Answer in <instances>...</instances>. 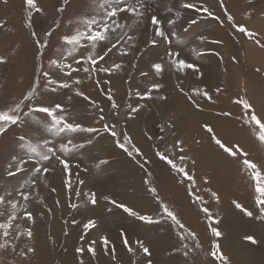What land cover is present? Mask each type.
Wrapping results in <instances>:
<instances>
[{"label":"rangeland","instance_id":"1","mask_svg":"<svg viewBox=\"0 0 264 264\" xmlns=\"http://www.w3.org/2000/svg\"><path fill=\"white\" fill-rule=\"evenodd\" d=\"M148 2L154 12L160 17L176 19L174 30L177 33V37L172 38V51H180L181 58L198 64L203 76L200 77L191 71L176 72L174 69L168 68L167 65L163 74L156 76L151 68V64L166 61V51L169 46L166 43H159L156 46L148 44L147 41L152 37L150 28H141L139 31L129 30V35L137 37L138 48L141 51L124 58H120L118 53H113L108 64H111L113 61L117 63L122 62L124 67L121 71L112 73L111 75L97 73L94 74L92 79L88 78V81L83 73L77 74L81 79H86L89 87L91 86L88 89L89 91L83 88H80V90L87 96L88 93L93 96L95 99H92L97 102L99 108H103L104 121H100L98 108L93 107L88 100L80 96L73 97L75 96L74 88L57 89L55 93L44 92L39 97V99L48 103L52 101L62 103V100L65 99L63 104L65 109L64 114L70 121L81 123L86 128L95 127L100 129L98 134L87 132L72 134L74 143H84L85 146L65 156L70 162L71 189L66 185V180L69 179L68 175L65 174L62 165L55 158L51 159V161H39V164L50 169V172L47 174L30 171L33 167V164L30 163L27 165L29 171L17 174L14 178L7 175L9 170L8 166L12 162V157L23 156L26 152L25 149L19 147L20 142L18 137L22 135L31 137L33 138V143H36L37 139H47L49 141L48 146L56 148H58L59 144L66 142V134L58 136L45 131L44 124L49 122V118L45 114L34 113L31 116L24 117L22 124L10 126L5 133L0 134V194H3L5 190L12 192L14 195H16L17 190L29 193V201L25 202L22 199L20 200V204L27 203L28 209L33 212L35 220L34 222L24 221L25 226L22 229L31 227L33 231L32 239H28L26 236L21 237L26 241L38 239L37 243L42 242L44 232L51 233L54 225H56L58 232H60V234H56V238H66L71 230L77 231L78 238L76 241H78V244L82 248L87 247L88 249V246L93 244V242L104 246L101 238L107 237L109 240V249L105 250L101 255V261L104 259L109 264H123L120 259L125 260L126 257V264H148L149 260H151V264H178L177 260L172 257H175L181 251H184V253L189 251L188 258L191 263L199 260L198 257L194 260L193 256L197 252H200L205 258H208V264H220L219 261L212 258L209 254L211 249L210 243L212 242L206 245L200 243L202 247L196 248L190 240H187L190 243L187 249H182L180 244H178L176 248H172L171 250H168L170 246L163 249V245H157L154 248L155 253L152 250L151 239H157L159 237L157 236L158 230L151 234L150 230L148 231L147 229L149 227L146 226H157L158 224H148L129 216L122 209L110 203L109 200H106L105 197L115 200L117 204L123 203L129 206V202L122 200L118 196V193L121 196L123 194L134 198L132 191L140 186L141 190L149 192L147 202L156 204V209H159L157 201H153L155 199L154 195L148 190L150 187H155L157 194L167 203L166 195L168 192L174 191V187L168 180H155L154 172L156 169H159L162 170L159 171L160 175H163L167 172L166 168H170V166L155 155V142H162L171 129H178L182 132L181 138L184 144H189L191 143L189 128L193 130L192 125L195 124L201 126L199 130L202 133V137L194 148L193 154H197L199 160L203 157L208 159L209 155L212 154L211 158L213 163L210 162L212 168L207 169L204 178L207 177L208 180L214 178L216 171L219 170L223 171L224 177V169H228L230 170L228 177L237 179L244 178V184L246 182V185L242 188H245V192H251L253 194V189L249 187L247 178L241 173L239 162L228 157L215 145L211 140L210 134L203 128V125L205 123L211 124L217 135L223 138L226 143H239L250 153V158L260 164H264V145L259 144L255 136L246 126H242L240 120L237 119L241 115L242 108L233 103V100L237 97H246L250 89L261 91L264 94V49L260 48L252 40L233 31L231 24L225 20L222 11L217 6V0H207V3L213 6L214 11L222 20H225L223 26L217 21L199 15L192 10L182 9L180 7L182 0H148ZM225 3L229 11L233 14L237 24H244L249 29L257 31L261 37H264V0H225ZM37 4L43 8V13L33 15V29H29L26 27L27 10L24 0H7V3H3L0 0V25H2L0 26V43L4 47L0 56L7 58L5 63L0 64V110L12 105L29 90L34 83L41 63L48 70V59L50 57L61 56L59 36L66 30H70L69 21L76 20L84 12L90 11L92 0H70L69 5L62 14L56 11L61 6L62 0H37ZM169 8H171V12L168 11ZM248 11L252 12L250 18L243 15V13ZM177 12L181 13L179 18H176ZM191 19H196L197 24L189 25L188 21ZM55 20L60 21V27L50 38V46L44 50L45 54L43 60H41L38 56L37 46L31 36V31L35 30L37 35L43 40L44 32L50 27H54ZM165 27L166 29L169 28L167 25ZM185 28H188L187 32L184 31ZM199 35L206 36L208 41L216 39L222 40L223 44L215 45L210 42H201L197 39ZM3 39H6L8 43L5 44ZM13 40H15V43ZM193 48L197 52H204V54L196 55L192 52ZM213 51L219 52L223 60L221 61L219 57L213 55ZM233 56L236 57L235 62L232 60ZM63 58L66 63H72L71 58L66 55ZM141 73H148V75L145 77ZM59 74L61 76L63 75V73ZM97 79L101 81L99 85L95 83ZM109 80L111 81L110 85L104 83ZM151 81L163 83L165 86L163 92H154L152 100H138L135 93L146 89ZM45 83L46 81L41 79L40 91L42 92L44 91ZM178 84L184 88V92L190 95L192 94L191 90L196 87L207 89L210 93H214L217 87H220L223 91L219 95L213 96V99L216 101L214 104L204 99L199 100L201 109H197L177 89L176 86ZM109 88L117 103L120 105L118 116L114 115L111 111V105L107 99V90ZM90 92L95 94L93 95ZM129 92L132 93L131 96H129ZM57 94L63 97L62 100L58 99L61 97ZM160 94L166 95L168 97L167 100H159L157 97ZM67 102H69L68 105ZM137 103L146 105L139 111L141 114L144 113L142 114L143 117L141 115L138 116L137 113L133 118L129 119L127 106L128 104L135 106ZM24 111H27V108ZM224 111L231 112V117L218 115V113ZM137 117H139L138 124L140 125L135 127V131L137 132V129L140 130L139 148L141 147V152L145 153H143V156L134 154L130 157L123 149L118 147L116 138H113L109 133L103 131V124H115L120 139H123L121 135L123 132L135 138V131L131 133L129 122L135 120ZM184 125H190V127L188 128ZM161 137H163V140H161ZM89 139L92 140L91 144L86 143ZM99 142H102L106 147L109 146V149L95 150L96 145L94 146V144ZM145 143H149L148 146L152 150L151 154L146 153L147 149L144 148L145 146L143 147ZM208 151L211 154H208ZM57 154L59 155V153ZM36 159L38 160V158ZM123 159L130 162L129 168H126L127 173L123 172L124 168L119 167L120 161ZM221 159L224 160V164L226 163L225 166L224 164H220ZM172 172L174 175V186L176 183L178 185L177 188L187 190L189 186L188 181L176 171L172 170ZM121 173H124V179H120ZM128 173L140 176L141 178L144 177L150 183L146 184L145 180H143L141 183H136V187L134 188L122 187L127 181L132 183L134 180L132 177L128 178ZM223 177L220 178L217 176L214 178L213 185L216 182L219 185L223 184ZM105 179L106 181L104 182L103 180ZM181 180H184V182L181 183ZM79 181H83V183L81 184ZM226 182H229V180H226ZM198 184L201 185L202 189L206 188L204 184L198 182H196L195 188ZM207 184L210 188L209 183ZM228 187H231L230 184H228ZM99 188L100 192L97 193ZM77 192L80 193L79 196H77ZM86 193L96 194L97 203L95 205L90 203L89 197L85 195ZM186 193L189 195L188 190ZM132 198L130 199L132 200ZM210 198H207V200ZM191 200L193 201L194 199ZM231 200L232 197L229 199L230 205H232ZM64 201L66 204L64 207L66 215L62 213L63 207L61 205ZM249 202L252 205V210H248L253 212V216L248 217L242 213L245 216L244 218H248L245 224L249 228L247 230L243 228L239 237L243 239L245 244L253 246L257 249L256 251H261L264 256V220L259 218L260 211L259 207L255 204L254 196L252 197L251 195ZM72 204H76L77 207H71ZM99 209L102 210L100 211ZM136 211L140 214L151 215L154 218L160 215V209L150 212ZM22 213L23 209H21L20 215ZM94 213H96L95 215L97 217L94 216ZM45 216L51 217V222L47 219L46 221ZM125 217L130 219L127 223ZM54 218L56 222L53 224ZM89 219L95 220L96 226L92 229L85 230L84 224ZM130 221L140 223L146 229L142 230V234L134 231L132 233L128 232L127 224H131L132 222ZM20 222L21 220L17 221V223ZM161 222L171 232L174 231V228H177L171 221L162 220ZM42 227L45 229L44 232ZM36 231L37 234H34ZM160 231L164 232V230ZM247 235H253L256 243L245 240L244 237ZM125 236L136 252H129L127 250L124 244ZM136 240L144 242V245L150 250V256H146L142 249L135 244ZM160 241L165 243L163 239H160ZM57 245L58 243L54 247H48V251L51 250L55 256L54 260L60 256L62 257L64 253L62 250L65 247L64 244ZM70 245L73 247L75 243L72 242ZM27 247H29L28 243L26 245H18L15 251L10 247L11 259L6 264H21L18 262L17 257L25 258L19 255V252L21 249H26ZM158 247L159 252H157ZM222 247L221 252L228 257L229 264H259L254 263L253 260L243 259L239 254H229L231 249L229 244L223 245ZM137 250L139 251V255L136 256L137 262H135L129 258L130 255H135ZM243 250H239L238 248L237 252L240 253ZM2 253L5 254V258L3 260L0 258V264H5L8 257L4 249H0V257ZM15 255L16 258H14ZM35 255L36 253H29L27 259ZM83 261L84 259L81 262ZM76 264H78V257H76ZM95 264L99 263L96 262ZM204 264H207L206 261ZM260 264H264V259L260 260Z\"/></svg>","mask_w":264,"mask_h":264},{"label":"snow or ice","instance_id":"2","mask_svg":"<svg viewBox=\"0 0 264 264\" xmlns=\"http://www.w3.org/2000/svg\"><path fill=\"white\" fill-rule=\"evenodd\" d=\"M3 3H7V0H2ZM70 0H62L60 7L56 9L57 13H63L66 7L69 5ZM27 10L26 27L33 29V15L42 14L43 8L39 7L37 0H24ZM217 6L222 11L225 20L231 24L233 31L237 34H241L246 38L252 40L260 48L264 49V37H261L257 31L249 29L244 24H237L233 14L229 11L225 0H217ZM180 7L185 10H192L199 15L206 16L212 20L217 21L222 26L225 20H222L219 15L216 14L212 5L207 3V0H182ZM171 12V8L168 9ZM180 12L176 13V18H179ZM247 18L252 15L251 11L243 13ZM189 25L197 24L196 19L188 21ZM176 19H165L160 17L154 12L152 6L148 0H92L90 5V11L84 12L76 20L69 21L70 30L63 32L58 40L60 41L61 56L50 57L48 59V70L45 69L43 63L39 65L38 74L35 77L34 83L27 90L22 97L15 101L12 105L7 106L5 109L0 110V134L5 133L10 126L22 124L24 117L31 116L34 113L45 114L49 118V122L44 124V129L47 132L54 133L55 135L66 134V142L59 144L58 148L49 147V141L47 139H37L36 143H33V138L20 136L19 147L25 149L26 152L23 156H13L12 162L9 164L7 175L9 177H16L17 174L29 171L27 165L32 163L33 167L30 171L36 173L47 174L50 169L39 161H51L55 158L60 165H62L63 171L68 175L69 179L66 180V185L69 189L72 187L71 174L69 172L70 162L65 158L66 154L75 151L78 148H83L84 143H74L72 134L75 133H94L98 134L100 129L95 127H84L81 123L70 121L64 114L65 109L62 103L52 101L51 103L45 102L39 99L44 92L55 93L57 89H75L77 96L83 97L88 100L93 107H97L100 113V121L105 120L103 114V108H99L97 102L91 97L87 96L78 87L83 83L81 77L77 74L83 73L85 77L92 79L94 74L105 73L111 75L112 73L119 72L123 69L124 64L122 62L117 63L111 60L113 53H118L120 58L127 57L131 54H135L141 49L138 48L137 37L129 35V30L139 31L141 28H150L152 31V37L147 41L148 44L153 46L159 43H166L169 47L166 51L167 60L163 62H154L151 64V68L156 76H160L165 71L167 65L168 68L174 69L176 72L191 71L194 74H198L200 77L203 73L200 72V67L196 63L189 62L188 60L181 58L180 51H172L173 37H177V33L174 30ZM165 25L169 26L166 29ZM2 26V25H0ZM60 27V21H54V27H50L44 32L43 40L37 35L35 30L31 31V36L34 39V43L38 49V56L43 60L44 50L50 46V38L54 32ZM185 32L188 28L184 29ZM197 39L201 42L212 43L215 45H222L223 41L216 39L208 41V38L204 35H199ZM192 52L196 55H203L204 52H197L195 48ZM213 55L223 60V57L219 52H212ZM71 58L72 63H66L63 56ZM7 58L0 56V64L5 63ZM232 60L235 62L236 57L233 56ZM108 65V66H104ZM259 71V69H257ZM59 73H63L61 76ZM142 76L147 77L148 73H141ZM43 79L46 81L44 85V91H40V81ZM95 83L99 85L100 80H95ZM106 84H111V81H105ZM164 84L160 82L151 81L149 86L143 91H137L135 93L138 100H152L153 93H162ZM177 89L185 95L187 100L197 109H201V104L198 102L201 99L207 100L211 103L216 101L213 99L214 95H219L223 89L217 87L214 93H210L207 89L199 87L193 88L190 95L184 92V88L181 85L176 86ZM132 93L129 92V96ZM161 101L167 100V96L160 94L157 97ZM107 99L111 105V111L114 115L118 116V109L120 105L114 98L111 89L107 90ZM233 103L241 106L242 112L238 120H240L242 126H246L252 134L255 136L259 144L264 145V119L257 114L254 105L249 99L245 97H237L233 100ZM146 105L137 103L135 106L128 104V117L133 118L135 114L145 107ZM27 108V111L24 109ZM219 116L231 117V112H220ZM203 128L210 134L211 140L216 146L228 157L236 160L240 164L241 173L247 178L249 187L253 189L255 204L259 207L260 219L264 220V164L256 162L250 158V153L246 151L239 143H226L223 138L219 137L215 132L211 124L205 123ZM103 131L109 133L113 138H116V142L119 148L123 149L130 157L135 155L143 156L140 148L132 142L131 137L126 133H121L122 141L118 137L116 131V125L108 123L103 124ZM151 139V137H149ZM163 140V137H161ZM87 144H91L92 140L86 141ZM184 141L176 139L174 144L169 148L161 151L156 148L155 155L162 161L166 162L170 168L188 181V193L194 198L193 202L198 205L205 204L204 197L195 191L196 179L194 172H191L187 168V162L190 161L195 166L196 161L190 156L185 154ZM175 149L180 154L178 156H170L169 152ZM59 153V155L57 154ZM38 158V160L36 159ZM104 163V162H102ZM181 183L184 180L180 181ZM79 183H83L80 181ZM145 183H150L145 180ZM204 183H209L207 177L204 178ZM155 197L159 204L160 215L159 218H154L148 214H140L126 204H117L115 200H111L109 197H105L110 203L116 205L127 213L131 217H135L142 222L148 224H158L162 220L171 221L173 225L180 230V239L182 241L190 240L194 247H201L199 237L197 233L187 226L172 210L167 203H165L157 194L155 187L148 189ZM55 191V189H53ZM210 192V196L217 203L220 201L218 192L206 189ZM80 195L79 192L76 193ZM89 197L91 204L97 203L95 193H86ZM25 202L29 201L30 195L27 192L17 190L16 195L12 192L5 190L3 194H0V249H8L11 247L14 251L18 247L15 241L26 236L28 239L33 238V231L31 227L21 228L18 220L25 222H34V214L28 209L27 203L20 204V200ZM232 203L237 209H240L248 217L253 216V212L244 208L243 205L237 200H233ZM19 205V207H18ZM71 207L76 208V204H72ZM21 209H23L22 215ZM200 211L204 213L205 219L209 222L208 229L213 237L220 238L223 233L219 227L214 225L220 224L218 214L214 215L211 209L207 206L200 208ZM96 226V222L93 219H89L84 224V229L89 230ZM123 235V233H122ZM102 242L105 249L109 246V240L107 237H102ZM245 240L256 243L253 235H247ZM95 242L88 246L87 251L95 256ZM124 244L129 252H134L135 249L129 244L127 237L124 238ZM135 244L142 249L146 256H150V250L144 245L141 240H136ZM186 249L189 247L187 243L183 245ZM78 253H83L84 248H77ZM114 251V249H113ZM35 248L27 247L21 249L19 255L27 257L29 253H34ZM188 253L185 252V255ZM210 256L219 261L220 264H229L228 257L221 252V246L218 240H214L211 244ZM151 264V260L148 261Z\"/></svg>","mask_w":264,"mask_h":264},{"label":"bare ground","instance_id":"3","mask_svg":"<svg viewBox=\"0 0 264 264\" xmlns=\"http://www.w3.org/2000/svg\"><path fill=\"white\" fill-rule=\"evenodd\" d=\"M13 41L15 43V40H13ZM13 41H11V42H13ZM3 42L5 44L8 43L6 39H3ZM2 49H4V47H3V44L0 43V53H1ZM88 80L89 79L87 78V81ZM82 81H83V83L81 85H79L78 87L83 88L86 91H89L88 89H90L91 86L89 87L88 83L86 82V79H82ZM90 93L93 95L95 94L93 92H90ZM57 95L61 97L58 99L62 100L63 97L59 94H57ZM74 95L75 96H73V97H77L76 94H74ZM88 96L95 99L89 93H88ZM245 98L250 100V102L254 105V107L257 111V114L259 116H261L262 119H264V94H262L261 91H258V90L254 91V90L250 89L248 91V93L246 94ZM64 100L65 99L62 100V104H64ZM68 104H69V102H67V105ZM142 114H144V113H142ZM142 114H141V112H139L137 115L138 116L141 115V117H143ZM138 123H139V117H137L135 120H132L129 122L131 133H133L135 131V129H136L135 127L137 125H140ZM184 126H186L188 128L190 127V125H184ZM192 126H193L192 127L193 130L191 128H189L191 143L184 144L183 146L185 148V154L190 156L192 159H195V161H196L195 166H193L191 164V162L188 161L187 162V168L191 172H194L196 182L204 184L206 186L205 189H202L201 185L198 184L196 187L197 189L195 188L196 189L195 191L204 197L205 204L198 205L197 203H194L191 200L194 198H192L190 195H188L186 193L187 190L182 189V188H177L178 185H176V183L174 186V175H173L172 169L170 171V168H166L167 172H165L163 175H160V172H159L162 170L156 169L154 172V176H155L154 178H155V180H158V181L159 180H168L169 182L172 183V185L174 187V191H172V192L170 191L166 195L167 203L175 211V213L178 215V217L187 226H189L192 230H194L195 232L198 233L197 235L199 237L200 243H203L204 245H206L210 242H213L214 240H218V242L221 246V249H223L222 246L226 245V244H229L231 246L229 254H231V255H233V253L239 254L242 256L243 259L246 258L247 260H251V261L253 260L254 263L260 264V260L264 259V256L261 253V251H256L257 250L256 248H254L251 245L245 244L243 242V239H241L239 237L240 232L243 228H245V230H247V228H249L245 224V222H246V220H248V218H244L245 216H244V214H242L243 212L240 209H237L234 206V204L232 203L233 200H237L238 202H240L243 205L244 208L252 210V205H250L249 199L251 198V195L253 197L255 194H254V192H253V194L251 192L247 193V192H245V188H242L244 185H246V182L244 184V181H245L244 178H242V179L238 178L237 179V178L228 177V174L230 172V170H228V169H224V177H223V171H221V170L216 171L214 178H216L217 176L220 178L223 177V180H224L223 184L219 185V183L216 182L215 185H213V179L214 178L209 180L210 188L208 187V184L204 183V175H205L207 169L212 168V165L210 164V162L213 163V160L211 158L212 154L208 151V154H211V155H209L208 159H205L203 157L201 160H199V158H197V156H198L197 154H193L194 148L196 147V145L198 144L199 140L202 137L201 136L202 133L199 130V128L201 127L200 125L195 124ZM141 128H143V127H141ZM140 135H141L140 130L137 129V132L135 131V138L131 137L132 142H134V144L138 148L140 146L139 145ZM181 137H182L181 131H179L178 129L177 130L171 129L169 131V133H167L165 139L162 142H155V145H156L155 149L159 148L161 151H164L165 149H167L171 145H173L174 141L176 139L182 140ZM143 139H146V138H143ZM95 145H96V147L94 148L95 150H97V149L108 150L109 149V146L108 147L104 146V144L102 142L96 143V144H94V146ZM148 145H149V143H145V144H143V147L145 146L144 148L147 149L146 153L148 152L151 154L152 150L150 149V147ZM95 152H97V151H95ZM142 153H145V152H142ZM179 154L180 153L178 151H176L175 149H173L172 151L169 152L170 156H178ZM220 164H224V160L221 159ZM129 165H130V162L127 161L126 159H123L120 161L119 167L124 168L123 172L127 173L126 168H129ZM225 165H226V163L224 164V166ZM235 169L237 170V168H235ZM169 172H171V173H169ZM123 175H124V173H121L120 179H124ZM128 175H129L128 178L132 177L134 180L132 181V183L127 181V183L123 184L122 187L125 186V187H130V188L133 187L134 188V187H136L135 186L136 183H141L143 180L146 179L144 177L141 178L140 176L132 175V173H128ZM226 180H229V182H226ZM103 181L105 182L106 179ZM110 181L112 182V180H110ZM178 183H179V181H178ZM113 184H112V186H113ZM228 184H230V186H231L230 188L228 187ZM221 186H222V188H221ZM206 189H211L212 191L218 192V194L220 196L219 203H217L214 199L210 198L211 197L210 192L206 191ZM99 192H100V188L97 190V193H99ZM132 193L134 194V196H133L134 198H132L129 195H123V194L121 196L119 193H118V196L120 198H122V200H126V202H129V206H131L135 210L144 211V212L159 210V209H156L157 208L156 204L150 203L149 201L147 202V197H149L148 191L141 190L140 186H139V188L136 187V189L133 190ZM151 196L153 197V195H151ZM231 197H232V200H231L232 205L229 204V202H230L229 199ZM130 198H132V200ZM207 198H210V199L207 200ZM153 201H156V200L153 199ZM178 202H180V203H178ZM61 206L63 207V210H62L63 215H66L65 209H64V207L66 206L65 201L62 202ZM203 206L209 207L214 215L218 214L219 219H220V224L214 225V226L219 227V229L223 233V235L220 237V239H217L216 237H213L211 235V233L208 229L209 222L205 219L204 213L200 211V208ZM99 210L101 211L102 209H99ZM68 211H71V210H68ZM95 214L96 213H94V216H96ZM158 216H156V218ZM48 217L49 216H45L44 218H45V220L47 219L48 221H50L51 217H49V218ZM53 220H54V222H53V224H54L56 222V220H55V218ZM129 220H130L129 218H126V223ZM130 222H132V223L127 224L128 225L127 228L129 229L128 232L132 233L134 231V232H137L138 234H142V230L146 229L144 227V225H142L140 223H136L135 221L134 222L130 221ZM164 223H166V222H164ZM56 224H58V223H56ZM20 225H21V228L24 227L25 226L24 221H21ZM158 225L160 226V228ZM158 225L157 226H146V227H149L147 229H148V231L150 230L151 234L158 230L157 236H159V237L157 239L156 238L151 239V246H152L153 251H155L154 248L157 247V245L158 246L163 245L162 246L163 249L170 246V248L168 250H171L172 248H176L178 244H180L182 249H185V247L183 246L185 243L190 245V243L188 241H182L180 239V230L179 229L174 228V231L171 232L169 229H167L166 225L163 224L162 222L158 223ZM100 226H99V228H100ZM56 227L57 226L54 225L51 233H45L44 232L45 229L42 227L43 228L42 230L44 232V234H43L44 238H43L42 242H40V243H37L38 239L37 240L34 239L33 241L32 240L26 241V240L21 238L19 241H15V243L19 246L20 245H26V243H28L29 247L35 248L34 253H36L35 256H32L29 259H27L28 255L25 258L18 256L17 257L18 262H20L21 264H54V263L55 264H76V257H78V264H80V263H83V264L94 263L95 264L96 262H98L99 264H109L104 259L101 261V259H102L101 255L103 254V252L105 250H107L109 248L105 249L104 246L97 243V244H94L95 252H96L95 256H93L91 253H89L87 251V247H83L85 249V251L83 253H78L76 251V249L82 248V246H80V244H78V241H76L78 238V232L71 230L69 235L66 238L61 237L59 239L58 237L56 238V234L57 235L60 234V232H58V229ZM160 230H164V232H161ZM251 230H253V229H251ZM34 234H37V231ZM160 239H163L165 241V243L160 241ZM174 240H176V241H174ZM72 242L75 243V245H73V247H71V245H70V243H72ZM56 243H58V245L64 244L65 247H63L64 249L62 248V250L64 252L62 254L63 258L60 256L56 260H54L55 256L51 250L48 251V247H50V246L54 247ZM66 244H68V245H66ZM210 244H212V243H210ZM85 245H87V243H85ZM201 247H202V245H201ZM9 248L4 249V251H6V256L8 257L5 264L8 263L11 259V253H10ZM238 248H239V250L244 249L243 252L238 253L237 252ZM253 250H254V252H253ZM59 251H61V250H59ZM157 252H159V247H158ZM155 253H156V251H155ZM137 255H139L138 250H137V253L135 255H133L134 257L132 255H130L129 259H132L135 262H137V259H136ZM196 257H198L199 260L191 263V262H189L188 254L185 255L184 251H181L175 257H172V258H175L177 260L178 264H204L205 261L208 264V262H209L208 258H205L200 252H197L196 254H194V256H193L194 260ZM0 258L3 260L5 258V254L2 253ZM14 258H16V255L14 256ZM82 259H84L83 262H81ZM126 259H127V257L125 258V260H123V259H120V260H122L121 262L123 264H126Z\"/></svg>","mask_w":264,"mask_h":264}]
</instances>
